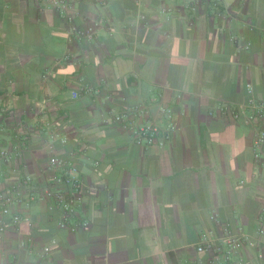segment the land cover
<instances>
[{"label":"crops","instance_id":"1","mask_svg":"<svg viewBox=\"0 0 264 264\" xmlns=\"http://www.w3.org/2000/svg\"><path fill=\"white\" fill-rule=\"evenodd\" d=\"M247 85L264 101V0H0L1 139L21 133L16 162L38 188L50 157L73 164L88 223L72 233L52 202L22 206L31 226L0 237V264H44L45 247V264H208L195 246L226 226L254 264L264 168L254 126L221 112L246 105ZM158 105L175 123L164 148L113 122L138 106L158 120Z\"/></svg>","mask_w":264,"mask_h":264},{"label":"built area","instance_id":"2","mask_svg":"<svg viewBox=\"0 0 264 264\" xmlns=\"http://www.w3.org/2000/svg\"><path fill=\"white\" fill-rule=\"evenodd\" d=\"M190 10H194L190 6ZM90 36H88L89 38ZM249 99L245 106L231 109L224 106L221 112L230 115L234 120H241L255 128L252 149L255 163L264 168V101L256 100L250 85L246 86ZM76 97V94H73ZM157 112L159 119L150 116L148 110L140 106L122 114H116L113 122L122 129L129 132L133 142L145 148H164L175 130L174 116L170 108L158 105ZM6 113L5 108L0 107V115ZM50 141L59 140L65 143L66 139L61 138L57 133L51 131L48 123H43L42 128ZM6 133L4 126L0 125V175L1 170L10 166L7 178L8 183L0 182V237L7 229H17L25 222L29 227L31 223L26 217L21 216L18 208H27L37 201H50L60 211V219L57 223L60 229H67L69 232H76L87 227V221L79 213L83 205L82 185L76 167L55 157L49 158L51 169H58L50 178L46 187L38 188L33 177L28 174L16 162L21 158V133L18 130L13 132L11 141L6 144L1 139ZM51 148H49L50 150ZM264 236V230L258 232ZM246 236L234 232L229 226L223 230L221 241L214 243L209 240L207 234L200 237V242L195 246L198 254H208V264H248L245 257L244 244ZM31 239L21 243L22 247H31ZM50 249L45 247L40 255L41 262L45 264ZM254 264H264V251L256 253Z\"/></svg>","mask_w":264,"mask_h":264}]
</instances>
